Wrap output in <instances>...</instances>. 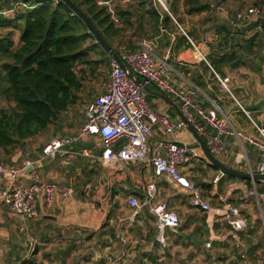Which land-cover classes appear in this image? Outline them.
<instances>
[{"label": "crops", "instance_id": "crops-1", "mask_svg": "<svg viewBox=\"0 0 264 264\" xmlns=\"http://www.w3.org/2000/svg\"><path fill=\"white\" fill-rule=\"evenodd\" d=\"M263 1L192 0L186 4L185 0H164L171 20L152 30V21L145 15L142 32L136 35L139 0H114L132 13L130 23L120 22L125 28L123 38L132 39L131 46L138 48L143 41L155 40L156 54L169 56V74L175 84L198 87L195 101L202 108L217 105L238 132L255 137L258 134L249 115L264 125V20L239 22L234 27L226 13L211 5H221L234 16ZM201 6L204 9L196 11ZM160 12L163 16V7ZM19 35L16 30L17 42ZM187 36L198 49L189 45ZM123 46L135 49L127 42ZM225 78L226 86L220 80ZM150 88L144 90L148 102L180 120L176 109L155 93L160 91ZM157 129L151 143L162 137ZM40 135L1 161L14 164L26 157L37 159L47 143L42 147L33 143ZM174 138L191 146L196 143L186 127ZM225 139L226 151L219 159L234 170L258 173L259 151L236 135ZM194 148L198 157L181 171L201 186L205 200L212 204L208 212L193 208L189 192L157 176L149 165L104 166L97 136L74 146L69 154L40 162L46 180L71 188L73 194L64 197L57 192L50 205L38 195V215L33 219L0 204V264H110L111 258H117V264H244V260L264 264V200L260 195L264 180L231 179L209 163L201 148ZM3 181L0 177V186ZM151 181L157 185L158 200L168 202L181 219L176 230H165L163 239L153 213L144 204ZM91 187L94 195L88 197ZM130 197L142 202L138 211L130 205ZM229 204L240 208L245 229L235 231L227 222Z\"/></svg>", "mask_w": 264, "mask_h": 264}, {"label": "built area", "instance_id": "built-area-1", "mask_svg": "<svg viewBox=\"0 0 264 264\" xmlns=\"http://www.w3.org/2000/svg\"><path fill=\"white\" fill-rule=\"evenodd\" d=\"M158 1L168 11L164 0ZM26 6L25 3H18L14 9L3 13L8 14L16 8ZM211 7L226 13L234 27L239 22L264 20V1L240 10L234 16H229V12L221 5L212 4ZM187 37L193 47L198 49L193 40ZM156 43L155 40L143 41L136 50L122 51L119 55L126 68L112 60L105 89L87 104L85 121L77 131L48 141L37 159L26 157L14 164L0 161V177L4 179L0 186V204L9 207L17 215L33 219L38 215V195H42L47 205L52 203L57 192L64 197L72 196L71 188L46 180L39 170V163L69 154L74 146L89 140L90 136H97L101 141L100 159L104 166L122 162L149 165L157 176H164L174 187L189 192L193 208L211 211L212 204L205 200L201 186L181 171V168L198 157L196 148L174 138L178 130L186 127L184 122L181 119L173 120L168 113L155 109L147 101L143 85L137 81L138 77L145 86H154L179 103L181 111L215 156L220 158L225 153V138L236 135L259 151L258 173H264V125L259 124L247 112L258 134L257 137L249 136L238 132L217 105L209 109L202 108L195 101L198 87L177 85L171 80L169 56H158L154 50ZM220 80L226 86L228 79ZM156 129L162 137L151 143L150 138ZM117 143L121 144L116 149ZM24 178L29 180L27 184L22 183ZM147 193L144 204L149 206L155 216L160 238L163 239L167 228L176 230L180 226V216L168 202L158 200V188L154 181L148 185ZM260 195L264 200V189ZM129 203L137 211L142 205L135 197H130ZM225 216L235 231H241L247 226L237 206L229 204ZM118 261L117 258L109 260L110 264H117ZM243 263L248 264L245 260Z\"/></svg>", "mask_w": 264, "mask_h": 264}, {"label": "trees", "instance_id": "trees-1", "mask_svg": "<svg viewBox=\"0 0 264 264\" xmlns=\"http://www.w3.org/2000/svg\"><path fill=\"white\" fill-rule=\"evenodd\" d=\"M72 1L91 18L118 54L139 48L131 46L132 39L123 38V23L131 22L130 11L114 0ZM191 2L185 0L186 4ZM18 3L27 6L16 8L10 15L3 13ZM161 7L158 0H139L136 35L142 32L145 15L152 21V30L171 20L164 8L161 15ZM202 9L204 6L196 11ZM3 29L0 99L7 105H0V161L28 139L44 133L61 114L78 104L87 80L85 69L95 77L101 67H109L110 72L113 60L96 42L84 20L63 0H0V30ZM16 30L20 32L18 42ZM124 42L135 49L123 48ZM189 45L192 46L190 41ZM227 177L236 179L233 175Z\"/></svg>", "mask_w": 264, "mask_h": 264}, {"label": "water", "instance_id": "water-1", "mask_svg": "<svg viewBox=\"0 0 264 264\" xmlns=\"http://www.w3.org/2000/svg\"><path fill=\"white\" fill-rule=\"evenodd\" d=\"M69 6L75 11V13L80 16L86 25L89 28V31L92 32L94 35L96 42L99 43L105 51L108 52V54L118 62V64L122 68H126V64L122 61L120 55L117 53L114 47H112L109 42L105 39L103 34L100 32L98 27L94 24V22L91 20V18L84 12V10L75 4L72 0H63ZM137 81L140 85H143L144 90H151L150 86H145L143 84V80L138 77ZM158 96H160L162 99H164L166 102L171 104L177 111V113L180 115L181 120L184 122L186 128L192 133L194 138L196 139V143L193 145L194 147L201 148L203 151L206 159L209 161V163L217 167L223 175H233L241 179H259V180H264V173H250V172H240L237 170H234L227 166L225 163H223L217 156H215L209 149L208 145L206 144L204 138L199 134V132L194 128V126L190 123L188 118L185 116V114L181 111L180 107L178 104L174 101L171 96L164 92H155Z\"/></svg>", "mask_w": 264, "mask_h": 264}, {"label": "rangeland", "instance_id": "rangeland-1", "mask_svg": "<svg viewBox=\"0 0 264 264\" xmlns=\"http://www.w3.org/2000/svg\"><path fill=\"white\" fill-rule=\"evenodd\" d=\"M5 32V29L0 30V34H3ZM85 70L87 80L85 81L84 91H81L79 94L80 100L78 101V104L61 114L56 122L50 125L49 128L39 137L34 139V144H40L41 146L44 145L45 142H48L53 138H57L65 134L74 133L75 129L82 124L81 122L85 119V108L87 104L104 91L105 84L109 79L110 73L109 67H101L98 69L97 75L93 77L90 76V71L88 69ZM0 105L6 106L7 104L4 100L0 99ZM89 191L90 194H88V197H92V195H94V188L91 187Z\"/></svg>", "mask_w": 264, "mask_h": 264}]
</instances>
